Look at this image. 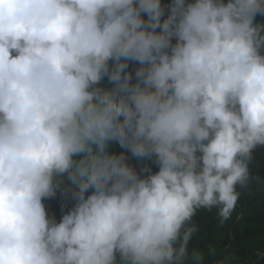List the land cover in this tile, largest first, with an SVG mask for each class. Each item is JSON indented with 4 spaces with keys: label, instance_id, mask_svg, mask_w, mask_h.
Here are the masks:
<instances>
[{
    "label": "clouds",
    "instance_id": "clouds-1",
    "mask_svg": "<svg viewBox=\"0 0 264 264\" xmlns=\"http://www.w3.org/2000/svg\"><path fill=\"white\" fill-rule=\"evenodd\" d=\"M257 16L264 0H0V264H238L190 243L198 210L223 224L264 184Z\"/></svg>",
    "mask_w": 264,
    "mask_h": 264
},
{
    "label": "trees",
    "instance_id": "trees-1",
    "mask_svg": "<svg viewBox=\"0 0 264 264\" xmlns=\"http://www.w3.org/2000/svg\"><path fill=\"white\" fill-rule=\"evenodd\" d=\"M188 2H192V0H186V3ZM171 3L172 0H161L162 6H167ZM167 14L168 9L166 8L165 16L162 19L166 18ZM142 15L147 20V15ZM256 22L264 23V17L257 16ZM138 66L137 63L129 62L127 71L132 73L133 83L136 82L134 69ZM102 86L111 87L107 80L103 82ZM113 144L118 145L116 143ZM110 150L116 153L124 152L129 157L128 163L136 167L138 171L141 168H148L151 173L158 171V166L153 160L137 161L120 146L117 150ZM250 167L254 176L264 179V147L256 150L255 158ZM143 174L147 175L149 173ZM65 189H72L68 181H64L61 184L60 192H56L53 197L44 200L46 211L50 217L55 218L57 223L60 222L64 214L71 210L75 203L71 192L66 193ZM237 190L241 191L239 202H237L230 219L223 224L219 221L217 209L214 208L211 211L198 210L194 220L199 226V232L193 237L190 247H198L205 253H207L209 248H215V256H206V260L212 261L215 259V261H218L225 254L235 253L238 258V264H264V184L253 183L246 190H240L239 188ZM238 204L240 206L239 210ZM234 226L233 242L230 244L232 239L231 232Z\"/></svg>",
    "mask_w": 264,
    "mask_h": 264
},
{
    "label": "water",
    "instance_id": "water-1",
    "mask_svg": "<svg viewBox=\"0 0 264 264\" xmlns=\"http://www.w3.org/2000/svg\"><path fill=\"white\" fill-rule=\"evenodd\" d=\"M234 229H235V226L232 228V236L234 235ZM233 242V239H231V243Z\"/></svg>",
    "mask_w": 264,
    "mask_h": 264
}]
</instances>
